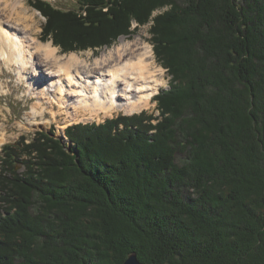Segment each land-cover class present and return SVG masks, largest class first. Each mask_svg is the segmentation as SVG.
<instances>
[{
  "label": "trees",
  "instance_id": "16d2710c",
  "mask_svg": "<svg viewBox=\"0 0 264 264\" xmlns=\"http://www.w3.org/2000/svg\"><path fill=\"white\" fill-rule=\"evenodd\" d=\"M78 3L29 1L64 50L152 20L169 87L158 115L66 126L69 149L54 128L4 144L0 264H264V0Z\"/></svg>",
  "mask_w": 264,
  "mask_h": 264
},
{
  "label": "bare ground",
  "instance_id": "6f19581e",
  "mask_svg": "<svg viewBox=\"0 0 264 264\" xmlns=\"http://www.w3.org/2000/svg\"><path fill=\"white\" fill-rule=\"evenodd\" d=\"M24 2L0 0V68L4 62L21 79L30 78L33 94L50 90V105L67 109L70 116L83 112L100 118L118 111L130 115L149 106L164 76L163 68L154 65L153 50L145 40L140 36L132 40L120 37L92 60L77 52L60 54L51 41L42 42L30 32L29 21L35 13H28ZM3 91L0 87V98ZM30 113L35 118L45 115L36 105ZM61 134L64 136L63 129Z\"/></svg>",
  "mask_w": 264,
  "mask_h": 264
},
{
  "label": "rangeland",
  "instance_id": "374dc122",
  "mask_svg": "<svg viewBox=\"0 0 264 264\" xmlns=\"http://www.w3.org/2000/svg\"><path fill=\"white\" fill-rule=\"evenodd\" d=\"M25 1V2H24ZM30 0H23L25 7L28 8V13H35L34 19L32 21H29L31 23L30 32L35 34L42 42L51 41L52 37L50 35L46 34L45 31H43V26L46 24L47 19L45 16L38 10L36 7L29 4ZM50 2L53 6L63 8V9H69V8H76L79 6L78 0H46ZM160 12V10H157ZM154 12L155 13H157ZM154 24L152 20H150L148 23H143V25L137 24L136 21H132L131 26L129 27V32L127 34H121L110 44V45H103V46H97V47H87L85 49H78L75 50H64L61 48L60 45L54 44L55 47L59 49V53H70V52H77L81 53L83 56H87L90 59L97 56L99 51H103L105 48H109L116 44L118 42V39L124 38L125 40H128L129 38L132 40L133 38L140 36L143 40L147 42L149 47L153 50V44L151 42V33L150 28L151 25ZM32 29V30H31ZM127 38V39H126ZM50 39V40H47ZM52 42V41H51ZM94 51V52H93ZM101 53V52H100ZM153 56V63L156 64V67L163 68V85L159 88L161 89H167L169 87V80L171 78V75L167 73L166 69L162 67L160 62L157 60L154 50L152 51ZM92 60V59H91ZM17 72L13 71L11 68L7 67V64L2 62L1 68H0V87L3 88V92H1V98H0V124H1V132L0 137H2V140L0 141V154H1V148L6 143H13L18 140H20L21 136H25L28 141H31L34 132L42 130V131H48L54 128V131L52 133L55 137L59 138L63 144L66 145V148H71L73 145V142L66 137L64 129L66 128L67 123L74 124L79 122H102L106 118L114 117L118 114H124L126 113L122 111L113 112L111 115H100L95 118H90L89 114H85L83 112H77L76 114L73 113V115L67 114V109H61L58 110L56 104L50 105V101H52V95L51 91H46L45 93H32V90L34 91V87L30 85V78L24 79L18 77L16 74ZM31 88V89H30ZM158 90V91H159ZM157 91V92H158ZM156 92V93H157ZM32 93V95H31ZM72 100V96H69ZM38 101H40V105L36 104ZM152 102V103H151ZM149 106L143 108V110L148 111L149 113H154L155 115L159 114V111L155 110L156 102H153L151 100ZM36 105L37 110L45 112V115L41 116V114H38L36 118L32 116L30 113L32 110V106ZM131 115V114H130ZM77 117V122H72V118ZM155 122L156 120H152ZM70 125V124H68ZM67 125V126H68ZM64 126V127H63ZM62 129L64 132V136L61 134ZM27 158L25 154L20 156V161L22 159ZM15 169L22 173L25 170L23 162H19Z\"/></svg>",
  "mask_w": 264,
  "mask_h": 264
},
{
  "label": "water",
  "instance_id": "95a60500",
  "mask_svg": "<svg viewBox=\"0 0 264 264\" xmlns=\"http://www.w3.org/2000/svg\"><path fill=\"white\" fill-rule=\"evenodd\" d=\"M123 264H145V263L139 260L135 252H130L123 261Z\"/></svg>",
  "mask_w": 264,
  "mask_h": 264
}]
</instances>
